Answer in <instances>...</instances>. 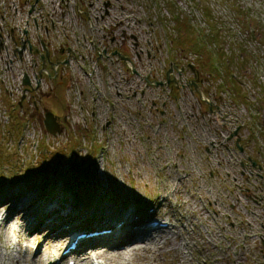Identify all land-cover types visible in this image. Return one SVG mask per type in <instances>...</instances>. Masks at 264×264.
<instances>
[{"label": "rangeland", "instance_id": "374dc122", "mask_svg": "<svg viewBox=\"0 0 264 264\" xmlns=\"http://www.w3.org/2000/svg\"><path fill=\"white\" fill-rule=\"evenodd\" d=\"M68 1L39 0L36 8L34 0H0L4 38L0 43V141L7 146V159L0 162L1 185L7 187L17 176L11 192L25 191L27 184L42 185L48 178L42 191L52 190L69 204L83 201L86 205H76L82 212L95 210L89 204L99 194L105 193L117 206L123 202L122 209L113 207L116 215L152 202L159 193L164 202L161 216L177 219L179 224L190 212L192 225L177 230V239L184 237L185 263L170 251L153 264H264L258 240L264 237V205L255 202L264 194V0H121L124 10L117 0ZM28 3L37 9L33 15L25 13ZM172 9L203 32L218 24L223 35L220 45L228 53L240 46L246 58L236 74L249 97L245 104L234 101L225 86L198 64L200 58L175 30ZM203 9L211 12L206 14ZM237 12L247 13L259 32L246 29ZM34 18L47 23V39L53 47L61 45L58 31L67 28L64 43L70 45L73 58L66 74L58 71L60 81L66 77L64 90L60 84L54 91L61 96L60 102L52 98V87L60 81L42 79V84L31 88L22 84L24 72L35 84L30 71L35 64L39 67V56L26 50L20 57L14 40L22 35L18 28L27 29L32 46L38 45ZM116 49L126 53L130 64L112 54ZM6 52L10 59L3 62L1 55ZM169 68L171 83L164 79ZM48 70L56 74L51 66ZM191 82L200 88L203 99ZM178 105L190 114L177 113ZM47 109L60 114L54 119L60 130L55 135L43 124ZM10 113L18 117L15 135L9 131ZM236 140L242 145L241 153L235 149ZM74 151L82 160L91 155L96 158L93 166L88 162L80 170L82 179L75 176L79 186L75 199L64 184L65 163ZM250 156L260 166L250 165ZM41 162L48 163L46 178L34 171L24 173L26 167L34 170ZM186 196L190 198L188 209ZM15 200L19 197L8 202ZM180 202V207L172 205ZM45 233L31 244L30 253L40 246Z\"/></svg>", "mask_w": 264, "mask_h": 264}, {"label": "bare ground", "instance_id": "6f19581e", "mask_svg": "<svg viewBox=\"0 0 264 264\" xmlns=\"http://www.w3.org/2000/svg\"><path fill=\"white\" fill-rule=\"evenodd\" d=\"M117 1L119 7L124 10L122 1ZM5 57L7 60L10 59L7 54H5ZM2 58H4V56H2ZM9 68L12 70V65H10ZM177 113L190 114L188 110L184 109V107L182 108L180 105H178ZM215 120L217 123L220 122L218 114L215 116ZM101 179L103 180L105 177ZM202 185L203 183L200 182V186ZM204 192H208L207 188H205ZM13 196H18L19 200H15L10 204L8 201ZM54 196V191H49L48 193H33L28 196L25 195L22 190L18 192L7 191L5 194H1L0 192V247L4 250L0 251V264H14L13 262H17L20 258H22L24 264H26V262L30 264H50L47 262L50 261L53 254L57 253L59 247L66 241L68 236L61 238L54 237V234L52 236H46L37 251L32 254L29 248L31 244L35 243L36 237L32 235L28 236V234H30L28 232L31 230H38L37 235L46 232L47 228H43V223L49 224V228H59L60 231H65L61 228L64 221L71 223V228H68V231H70L77 221L86 216L85 213H92L94 218H100L104 215L103 213H115L113 212V207L118 209L123 208V206H121L123 202L120 206H117L114 201H109L110 199L105 196V193L97 195L93 202L89 200V202H92L89 205L95 208L92 212H82V210H73L64 207L63 204L66 198L62 195L57 197V199H55L56 202L53 203L51 199ZM187 198L184 204L185 208L188 209L190 206V198ZM59 200L63 201L62 205H60ZM16 201L19 202L16 203ZM172 205L180 207L182 203L180 202L179 206L176 203ZM132 215V208L122 212L119 219L124 216L123 219L127 221V224L123 223L121 228L115 233L105 236L103 239L101 238V242H104L103 248L96 251L83 252L82 258L77 260V264H153L161 256L170 251L180 256L183 263H185L186 255L183 254V247L185 244L184 237L181 236L177 239L179 233L176 229L183 231V229H186L185 225H192L190 212L183 215L182 219L184 221L179 222L178 228H176L177 226H172L168 229L157 230L146 238H138L137 241H134L136 230L127 227L132 223ZM8 216H13L14 220L9 222V219L7 220ZM32 216L33 219L30 221L32 226L27 228L25 222L27 220L29 221ZM70 217L72 220H68ZM186 234L188 235V231H186ZM21 243H24L25 246V252L22 256L20 255L19 249ZM103 254L105 258L103 260H98L96 255ZM93 255L96 257L94 261L92 259ZM238 259L237 257L235 260Z\"/></svg>", "mask_w": 264, "mask_h": 264}, {"label": "trees", "instance_id": "16d2710c", "mask_svg": "<svg viewBox=\"0 0 264 264\" xmlns=\"http://www.w3.org/2000/svg\"><path fill=\"white\" fill-rule=\"evenodd\" d=\"M173 8L174 4H169ZM174 27L177 33L180 35L181 41L186 43L189 48L195 53L196 56L200 58V64L203 67L210 68L214 78H219L223 76L225 81H229L230 93L232 97L240 102H244L247 94L242 87H240L235 79L231 76L235 64L243 61V56H237L234 54L227 55L223 51H220L217 46V39L220 37V30H218L217 24H213L208 28L207 32H203L197 29L191 19L175 11L171 10ZM179 13V15H178ZM212 20V18L210 19ZM243 21L248 23L249 17L244 15ZM209 43L211 48H207L206 43ZM72 171L74 169H71Z\"/></svg>", "mask_w": 264, "mask_h": 264}, {"label": "water", "instance_id": "95a60500", "mask_svg": "<svg viewBox=\"0 0 264 264\" xmlns=\"http://www.w3.org/2000/svg\"><path fill=\"white\" fill-rule=\"evenodd\" d=\"M24 48V43H22V48L21 50ZM19 50V52L21 51ZM42 59H43V56H42ZM43 66H44V62H43ZM44 68V67H43ZM23 83L28 85L29 84V81H28V78L24 77V80H23ZM44 124H45V127L51 132V133H55L56 131V126L54 124V116L52 115V113L50 112H46L45 113V119H44Z\"/></svg>", "mask_w": 264, "mask_h": 264}, {"label": "flooded vegetation", "instance_id": "af4514ba", "mask_svg": "<svg viewBox=\"0 0 264 264\" xmlns=\"http://www.w3.org/2000/svg\"><path fill=\"white\" fill-rule=\"evenodd\" d=\"M58 56H55V58H57ZM61 58V57H60ZM60 58H59V60H60Z\"/></svg>", "mask_w": 264, "mask_h": 264}]
</instances>
